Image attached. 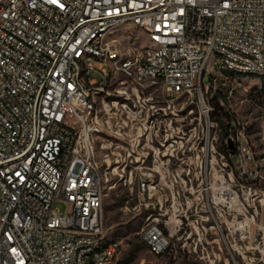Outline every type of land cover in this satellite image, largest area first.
<instances>
[{
	"label": "built area",
	"instance_id": "1",
	"mask_svg": "<svg viewBox=\"0 0 264 264\" xmlns=\"http://www.w3.org/2000/svg\"><path fill=\"white\" fill-rule=\"evenodd\" d=\"M135 30L150 42L132 43ZM221 71L264 78V0H0V264H116L123 241L108 232L104 200L129 163L104 167L98 142L149 138L159 110L145 81L197 93L208 115ZM232 128L228 151L253 160L246 130ZM138 167L125 182L131 195L136 184L134 214L159 204V180L134 179ZM152 214L142 241L159 255L185 222L169 216L168 236Z\"/></svg>",
	"mask_w": 264,
	"mask_h": 264
},
{
	"label": "rangeland",
	"instance_id": "2",
	"mask_svg": "<svg viewBox=\"0 0 264 264\" xmlns=\"http://www.w3.org/2000/svg\"><path fill=\"white\" fill-rule=\"evenodd\" d=\"M135 32L139 38L132 43L150 42L144 32ZM204 81L210 82V72ZM142 84V97L159 110V125L143 127L149 138L123 141L122 147H116L118 139L108 149L102 144L110 145L111 139L98 142V158L104 167L109 158L120 160L121 168L129 163L123 180L119 174L113 176V188L107 190L104 200L108 232L123 241V252L116 264H264V254L259 250L264 248V78L217 72V97L205 94L203 98L213 108L208 115L197 93L173 95L161 81ZM217 107L223 108L225 126L211 119ZM235 117L241 124L233 122ZM235 125L246 130L254 147L253 160L238 162L228 151V130ZM130 143L138 149L133 156L128 154L132 150ZM143 159L146 161L141 165ZM132 166H139L134 179L154 172L159 180L156 209L127 212V207L138 201L136 184L132 195L125 185ZM153 169H159V174ZM219 190L228 193L227 200H220ZM56 206L66 209L61 201ZM150 213L152 219L159 217L168 236L165 221L169 216L185 222L166 253L156 255L142 241Z\"/></svg>",
	"mask_w": 264,
	"mask_h": 264
},
{
	"label": "trees",
	"instance_id": "3",
	"mask_svg": "<svg viewBox=\"0 0 264 264\" xmlns=\"http://www.w3.org/2000/svg\"><path fill=\"white\" fill-rule=\"evenodd\" d=\"M223 108L217 107L214 112L211 113V119L220 122L223 126H225L223 119Z\"/></svg>",
	"mask_w": 264,
	"mask_h": 264
},
{
	"label": "bare ground",
	"instance_id": "4",
	"mask_svg": "<svg viewBox=\"0 0 264 264\" xmlns=\"http://www.w3.org/2000/svg\"><path fill=\"white\" fill-rule=\"evenodd\" d=\"M219 198L220 200H227L229 196L227 192L223 191V190H219Z\"/></svg>",
	"mask_w": 264,
	"mask_h": 264
},
{
	"label": "water",
	"instance_id": "5",
	"mask_svg": "<svg viewBox=\"0 0 264 264\" xmlns=\"http://www.w3.org/2000/svg\"><path fill=\"white\" fill-rule=\"evenodd\" d=\"M234 145L233 142H230V148L233 149Z\"/></svg>",
	"mask_w": 264,
	"mask_h": 264
}]
</instances>
